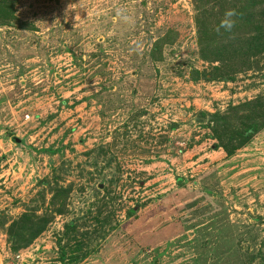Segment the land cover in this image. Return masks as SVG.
<instances>
[{"label": "rangeland", "instance_id": "obj_1", "mask_svg": "<svg viewBox=\"0 0 264 264\" xmlns=\"http://www.w3.org/2000/svg\"><path fill=\"white\" fill-rule=\"evenodd\" d=\"M221 5L0 0V264H264V129L217 139L264 115V54L203 58Z\"/></svg>", "mask_w": 264, "mask_h": 264}, {"label": "trees", "instance_id": "obj_2", "mask_svg": "<svg viewBox=\"0 0 264 264\" xmlns=\"http://www.w3.org/2000/svg\"><path fill=\"white\" fill-rule=\"evenodd\" d=\"M238 2V9H234L233 7V10H235L237 15L233 18L235 23L230 32H227L224 29L217 31L221 20L224 18V13H226L222 10V5L218 11H216V14H211L210 12V15H214V18L217 16L215 22L203 15L201 6L197 7L195 18L198 25V42L203 58L208 60L211 59V56L209 55H213V57L220 59L219 54L224 50L222 44H227L229 47L237 45L240 48V46L245 43V40L248 42L246 48L251 51L255 50L259 54H264V0H238ZM219 5L220 4H218V6ZM240 51L242 54H235L233 58L245 53L243 48H241ZM221 56L224 57V54H221ZM219 61L221 67L222 62L221 60ZM220 67L212 68L209 73L203 74V79L205 81L217 80L221 82H230L233 80V75L242 70V68L237 69L235 67H232L231 69H221ZM255 112L256 114H249V121L247 125L242 128L243 134L231 138L227 145L221 137H216L219 140L218 147L226 150L229 156L233 153L232 148H230L232 142L236 140L240 141L241 139L242 144H245L253 135L264 129V115L260 114L259 108ZM226 120L227 119L224 116H211V121L214 123L215 127H223ZM30 225L31 228L34 226L33 221H31ZM38 229H40V227L37 229L35 227L32 233L36 234Z\"/></svg>", "mask_w": 264, "mask_h": 264}, {"label": "clouds", "instance_id": "obj_3", "mask_svg": "<svg viewBox=\"0 0 264 264\" xmlns=\"http://www.w3.org/2000/svg\"><path fill=\"white\" fill-rule=\"evenodd\" d=\"M237 15L235 10H229L225 13L224 18L221 20L220 25L217 29L219 31L220 29H224L227 32H230L232 28L234 27V17Z\"/></svg>", "mask_w": 264, "mask_h": 264}, {"label": "water", "instance_id": "obj_4", "mask_svg": "<svg viewBox=\"0 0 264 264\" xmlns=\"http://www.w3.org/2000/svg\"><path fill=\"white\" fill-rule=\"evenodd\" d=\"M195 122H196V123H204L205 120H204V119H195Z\"/></svg>", "mask_w": 264, "mask_h": 264}]
</instances>
